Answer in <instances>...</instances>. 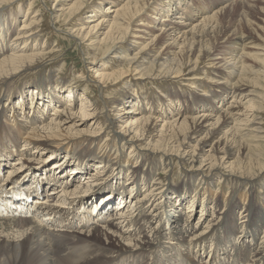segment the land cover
I'll return each instance as SVG.
<instances>
[{"label":"bare ground","instance_id":"obj_1","mask_svg":"<svg viewBox=\"0 0 264 264\" xmlns=\"http://www.w3.org/2000/svg\"><path fill=\"white\" fill-rule=\"evenodd\" d=\"M21 1L0 0V187L60 191L0 217V264H264V44L226 19L235 4L254 25L264 0H32L16 28ZM44 13L82 49L68 78L40 42ZM219 44L240 52L218 60ZM91 207L109 218L75 220Z\"/></svg>","mask_w":264,"mask_h":264},{"label":"rangeland","instance_id":"obj_2","mask_svg":"<svg viewBox=\"0 0 264 264\" xmlns=\"http://www.w3.org/2000/svg\"><path fill=\"white\" fill-rule=\"evenodd\" d=\"M23 1V2H22ZM21 1V3H20V5H22V9H17L16 10V14H17V21H16V23H15V25H16V28L18 27V25H19V20L21 19V18H23V15H24V12L26 11V8H27V6H28V3L30 2V1H32V0H22ZM40 0H35V2H34V7H35V9L37 8V9H40V6H42V5H38V4H40V2H39ZM108 1H110V0H108ZM208 1V2H207ZM215 1H217V0H215ZM236 1H238V0H236ZM243 1V0H242ZM245 1V0H244ZM48 4L50 5V6H55V4H54V1L53 0H48ZM253 2V1H252ZM98 3V2H97ZM107 3L108 2H104L103 4L105 5H107ZM195 3H199V1H197V0H195ZM209 3V0H202L199 4H197L198 6L199 5H203V7L201 6L200 7V9H202V8H207V7H205V6H207V4ZM261 2H260V0H256L255 1V4H260ZM194 5H196V4H194ZM39 6V7H38ZM95 6H97V4L95 5ZM262 6H263V4H262ZM208 7H209V5H208ZM9 8H11V6L9 7ZM89 10H91V9H88V11ZM207 10V9H206ZM186 11V10H185ZM155 12V11H154ZM149 14H151V13H148V15H144V17L143 18H145L146 17V19L148 20H151L152 19V17H157V16H155V13L154 14H152V15H149ZM84 16H85V14H84ZM142 17V16H141ZM229 17V18H228ZM226 19L228 20V21H230L231 23H232V29L234 28L235 29V32H240V33H242V34H245V35H249L250 36V39L253 41V43H255V45L253 46V45H249L250 47H254L255 49H261V47H263V44H264V16H262V17H260L259 19H257L256 17H255V19H253V20H255L254 21V25H246L245 24V22H244V18L243 17H241L240 16V14L239 15H237V9H236V6H235V4H234V8L233 9H231V15L230 16H228ZM13 18V15L11 14L10 16H9V20H11ZM142 18V19H143ZM42 25L40 26V37H41V39H40V42H42V41H45V40H48V43H49V47H54V49L56 50L55 52V54L56 55H54V61H55V63H57V65L59 66V64L61 65V66H63L62 67V72H61V70H58V68H57V66H56V70L54 71V69H53V71H54V73L55 74H58V76L56 77V78H59V77H69L68 76V69H73L74 71H75V73H77L78 71H80V69H81V67H83L84 66V61H83V55H82V49H81V47H80V45H79V43L78 42H76L75 41V39H73L71 36H68L63 30H61V29H59V30H57V29H55V28H60L61 27V25L62 24H60V23H54L53 24V26H55V27H53L51 24H49V20L47 19V15H46V13H44L43 14V17H42ZM47 21V22H46ZM80 22V20H78L77 21V23H79ZM53 23V22H52ZM141 23V22H140ZM136 25H138V23L136 24ZM51 26V27H50ZM15 27V26H14ZM238 29H237V28ZM62 29H63V26L61 27ZM136 28H138L140 31H142V30H144V31H149V27H148V25L147 26H141V27H136ZM231 29V30H232ZM64 32V33H63ZM159 34V33H158ZM141 35L143 36V38H138V39H134V41L136 42V45H138L140 42H142L143 40L145 41V39L147 38V36H145L144 35V33H142L141 32ZM137 36V35H136ZM138 36H140V35H138ZM137 36V37H138ZM212 36V35H211ZM225 37V38H224ZM223 37V42H225L229 37H231L232 38V32L231 31H229L228 32V34L226 35V36H224ZM210 42H212V40H209ZM145 43V42H144ZM231 46V47H230ZM248 46V47H249ZM261 46V47H260ZM218 56H216L217 58L216 59H220L221 57H223L224 56V54H225V57L226 58H229V51L230 50H234L235 51V53H236V51H238L239 50V47L237 46V45H232V44H228V45H226V47L224 48L221 44H219L218 46ZM220 49V50H219ZM230 49V50H229ZM248 51H250L251 49H247ZM246 50V51H247ZM225 52V53H224ZM239 52H240V50H239ZM222 55V56H221ZM246 60V63H251V61L248 59H245ZM105 61V60H104ZM51 62H45V65H49ZM252 63L254 64L255 62L254 61H252ZM98 64H99V62H98ZM256 66L258 65V63H256L255 64ZM52 68H55V67H52ZM257 68V67H256ZM65 72H67V73H65ZM75 75V74H74ZM223 79H221L220 80V82L222 81ZM150 85H148V87H149ZM151 87V89L153 88L154 89V86H150ZM80 88V90H79V92L82 90L83 91V85L82 86H80L79 87ZM92 89V90H91ZM153 89L152 90H148V91H144V95H146L147 97H149V98H146V100H145V102H147L149 99L151 100L150 102H148V103H152L153 102V98L154 97H152V96H154V94H152L151 93V91H153ZM88 90H90V91H92L90 94H89V96H90V98H94V96H95V94H96V92H97V88H95L94 86H92L91 85V87H89V89ZM168 90H170V89H168ZM175 90H177V88H174L172 91H175ZM158 90H156V93L158 94ZM98 93V92H97ZM92 94V95H91ZM197 94H200L199 92L197 93ZM80 98V97H79ZM78 98V100L76 101V103H78V101L80 100ZM124 101H125V99H123ZM123 100H120V101H118V104L120 103L121 105L124 103L123 102ZM126 101H127V99H126ZM125 101V102H126ZM127 103V105H129L130 104V102L129 101H127L126 102ZM189 102H185V104H184V106L185 105H187ZM214 105V107H216V105H217V103H215V104H213ZM0 106H1V104H0ZM149 105H147V107H148ZM126 107V106H125ZM48 111H51V108H49V110ZM258 119H259V125L261 126V131H262V133L260 134V138H259V143H258V145H259V148H261L260 150H263V156H262V159H263V161H264V143H263V141H264V108H263V110L260 112V115L258 116ZM82 127H84V128H87V126H82ZM113 134V133H112ZM105 137V136H104ZM262 137V138H261ZM110 138V140H111V136H109L107 139H109ZM109 141V140H108ZM262 141V142H261ZM117 143H118V145H119V142H120V138H118L117 139V141H116ZM263 143V144H262ZM85 146V145H84ZM1 147V146H0ZM94 146L92 145V146H90V148L92 149ZM2 148V147H1ZM0 148V149H1ZM112 151H113V149H112ZM126 151V152H125ZM127 147L124 149V155H125V153H127ZM43 156H44V154H42ZM45 157V156H44ZM127 159V158H126ZM175 174V173H174ZM169 177L170 175H168V174H162V177ZM79 178H82V177H79ZM84 178V177H83ZM99 182L101 183V181H100V179H99ZM100 183H98V185L100 184ZM104 185L106 184V182L105 183H103ZM102 186V185H101ZM100 186V187H101ZM56 190L57 191H60V189H59V187H57L56 188ZM55 192V191H54ZM56 194H59L58 192H56ZM56 194H55V196H56ZM206 196L207 195H209V193H206L205 194ZM210 195H212V198H216V197H218L219 199H221L222 201H223V198H226V199H228V195H225V194H223L224 196L223 197H221V195L220 194H218V193H216V191H212V192H210ZM235 199V201H238V202H242V200L240 199V198H238V197H233V200ZM247 203V201L245 200V201H243V203ZM128 204V203H127ZM127 204H124V205H127ZM264 208V206L262 207V206H260V208L259 209H263ZM199 210V208H197V211ZM197 215H199L198 213H197ZM107 218V217H106ZM105 218V219H106ZM234 219H235V222H238V220L239 219H237V217H236V215L234 216ZM109 221V220H108ZM99 221H97V223H98ZM101 222H103V220L101 221ZM98 224H100V223H98ZM95 227H98L97 225L95 226ZM258 228V227H257ZM257 228H255V230L253 231V233H255V237L256 238H258L259 237V235H260V230L258 229L257 230ZM74 230V229H73ZM111 231V230H110ZM114 238V244L116 245V244H120L117 240H115V238H117V237H113ZM103 241V240H102ZM118 242V243H117ZM122 242V241H121ZM184 253V252H183ZM184 255V257H186V259H187V255L184 253L183 254Z\"/></svg>","mask_w":264,"mask_h":264}]
</instances>
